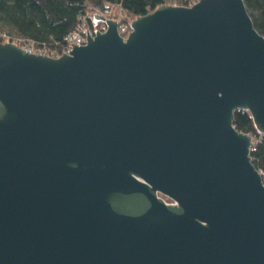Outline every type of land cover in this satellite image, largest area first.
<instances>
[{
	"label": "water",
	"instance_id": "1",
	"mask_svg": "<svg viewBox=\"0 0 264 264\" xmlns=\"http://www.w3.org/2000/svg\"><path fill=\"white\" fill-rule=\"evenodd\" d=\"M49 56L0 41V264H264V36L244 0L162 3Z\"/></svg>",
	"mask_w": 264,
	"mask_h": 264
},
{
	"label": "trees",
	"instance_id": "2",
	"mask_svg": "<svg viewBox=\"0 0 264 264\" xmlns=\"http://www.w3.org/2000/svg\"><path fill=\"white\" fill-rule=\"evenodd\" d=\"M167 0H0V40L32 41L36 46L60 48L63 37L71 31L79 16L109 6L120 7L129 19L148 13ZM254 28L264 36V0H244ZM92 25V19L88 17ZM237 130L249 133L253 143L251 162L262 174L264 183V133L259 132L247 110H235Z\"/></svg>",
	"mask_w": 264,
	"mask_h": 264
},
{
	"label": "built area",
	"instance_id": "3",
	"mask_svg": "<svg viewBox=\"0 0 264 264\" xmlns=\"http://www.w3.org/2000/svg\"><path fill=\"white\" fill-rule=\"evenodd\" d=\"M197 0H167L165 2L166 4H173V5H186L190 6L192 3H194ZM93 12L100 13L102 16H104L106 19H113L117 21V29L118 32L122 35L125 36L126 33L129 31V22L130 19L126 16L124 11L118 7V6H109L105 7L99 10H91L87 12L86 14H82L79 16V20L75 27L66 33V35L63 37L64 40V45L60 48H46L43 46H36L32 41H26L28 43H23L22 40L20 39H11L9 36L6 34H2V39L0 41L2 42H13L23 48H25L28 51L39 53V54H46L49 56H58L62 52H67L72 43L76 44H83L86 41V31L88 33H92L95 29L99 31H104L106 28V24L104 21H94L92 19ZM88 17L92 19V25L88 23ZM255 141L253 140V143ZM253 145V144H252ZM253 147V146H252ZM251 147V150H252ZM260 172V171H259Z\"/></svg>",
	"mask_w": 264,
	"mask_h": 264
},
{
	"label": "rangeland",
	"instance_id": "4",
	"mask_svg": "<svg viewBox=\"0 0 264 264\" xmlns=\"http://www.w3.org/2000/svg\"><path fill=\"white\" fill-rule=\"evenodd\" d=\"M23 43H28V42H26V41H23Z\"/></svg>",
	"mask_w": 264,
	"mask_h": 264
}]
</instances>
